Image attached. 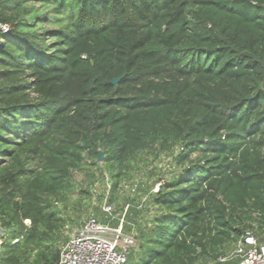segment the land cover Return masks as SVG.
<instances>
[{
	"label": "trees",
	"instance_id": "16d2710c",
	"mask_svg": "<svg viewBox=\"0 0 264 264\" xmlns=\"http://www.w3.org/2000/svg\"><path fill=\"white\" fill-rule=\"evenodd\" d=\"M0 22V264L56 263L53 202L99 152L111 205L139 155L176 171L126 199L124 264L264 243V0H0Z\"/></svg>",
	"mask_w": 264,
	"mask_h": 264
},
{
	"label": "rangeland",
	"instance_id": "374dc122",
	"mask_svg": "<svg viewBox=\"0 0 264 264\" xmlns=\"http://www.w3.org/2000/svg\"><path fill=\"white\" fill-rule=\"evenodd\" d=\"M94 163L91 165L87 161L82 169L73 172L68 190L63 197L53 202L54 209L64 220L62 236L67 237L68 240L85 219L89 217L100 219V215L94 212V208L101 209L103 202L108 200L112 181L105 171L103 156L100 161L97 159ZM126 169L127 172L121 178L114 195L112 203L114 208H120L128 198H138L143 204L147 194L145 191L151 185L150 191L154 192L158 183L171 178L176 173L170 154L155 156L152 153H145L139 155L136 160L127 165ZM235 245L236 243L226 249V256L232 253ZM220 259L221 257L218 260ZM211 263L214 262L211 261Z\"/></svg>",
	"mask_w": 264,
	"mask_h": 264
},
{
	"label": "built area",
	"instance_id": "2783aa9c",
	"mask_svg": "<svg viewBox=\"0 0 264 264\" xmlns=\"http://www.w3.org/2000/svg\"><path fill=\"white\" fill-rule=\"evenodd\" d=\"M8 28V25L0 22V31L3 34L8 32ZM128 207L129 204H126L120 214L114 215L113 206L107 201L103 202L101 211L110 217L107 223H102L94 217L85 219L60 249L55 264H124L135 245L133 234L123 231L124 216ZM111 219L118 220L116 227L109 224ZM4 237L6 231L0 227V247ZM227 262L264 264V243H260L251 232H246L236 242L232 253L221 258L218 264H228Z\"/></svg>",
	"mask_w": 264,
	"mask_h": 264
},
{
	"label": "water",
	"instance_id": "95a60500",
	"mask_svg": "<svg viewBox=\"0 0 264 264\" xmlns=\"http://www.w3.org/2000/svg\"><path fill=\"white\" fill-rule=\"evenodd\" d=\"M118 80H119L118 78H117V79H113V80L111 81V83L114 84V83H116ZM98 159H99V161L102 159V153H101V152L98 153Z\"/></svg>",
	"mask_w": 264,
	"mask_h": 264
}]
</instances>
